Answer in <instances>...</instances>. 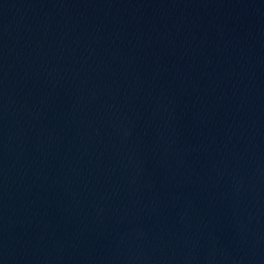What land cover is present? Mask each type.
<instances>
[{
	"label": "water",
	"instance_id": "obj_1",
	"mask_svg": "<svg viewBox=\"0 0 264 264\" xmlns=\"http://www.w3.org/2000/svg\"><path fill=\"white\" fill-rule=\"evenodd\" d=\"M0 264H264V0H0Z\"/></svg>",
	"mask_w": 264,
	"mask_h": 264
}]
</instances>
